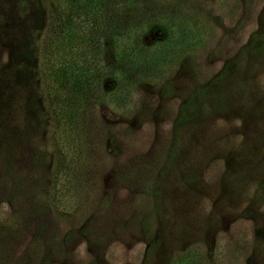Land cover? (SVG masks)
I'll return each instance as SVG.
<instances>
[{
	"label": "rangeland",
	"instance_id": "rangeland-1",
	"mask_svg": "<svg viewBox=\"0 0 264 264\" xmlns=\"http://www.w3.org/2000/svg\"><path fill=\"white\" fill-rule=\"evenodd\" d=\"M110 1L136 41L162 15L182 41L101 74L75 147L46 72L70 0H0V264H264V0Z\"/></svg>",
	"mask_w": 264,
	"mask_h": 264
},
{
	"label": "trees",
	"instance_id": "trees-1",
	"mask_svg": "<svg viewBox=\"0 0 264 264\" xmlns=\"http://www.w3.org/2000/svg\"><path fill=\"white\" fill-rule=\"evenodd\" d=\"M113 4L110 0H70L62 8L54 7L61 15L50 42L52 48L60 50V58L64 57L52 70L46 67V72L52 76L54 94L59 99L57 103L54 97L50 105L56 119V135L62 144L78 147L79 143L75 142L80 141L77 130L82 128L83 107L101 74L115 76L121 88L129 80L150 77L172 58L173 51L166 49L168 42L177 45L182 41L179 28L174 40L168 37L172 25H168L163 15L155 24V28L163 32L160 39L148 45L140 39L136 41L138 30L130 31L132 25L125 18L110 16ZM110 57L113 61L108 62ZM51 58H46L45 62H54Z\"/></svg>",
	"mask_w": 264,
	"mask_h": 264
}]
</instances>
